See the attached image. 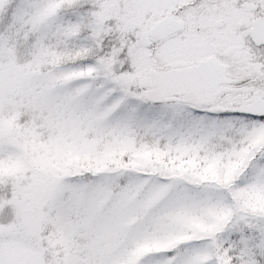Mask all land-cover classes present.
<instances>
[{
  "label": "snow or ice",
  "instance_id": "1",
  "mask_svg": "<svg viewBox=\"0 0 264 264\" xmlns=\"http://www.w3.org/2000/svg\"><path fill=\"white\" fill-rule=\"evenodd\" d=\"M0 264H264V0H0Z\"/></svg>",
  "mask_w": 264,
  "mask_h": 264
}]
</instances>
